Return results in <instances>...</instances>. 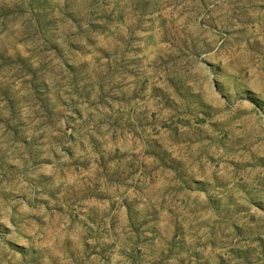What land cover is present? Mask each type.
<instances>
[{"label": "rangeland", "instance_id": "obj_1", "mask_svg": "<svg viewBox=\"0 0 264 264\" xmlns=\"http://www.w3.org/2000/svg\"><path fill=\"white\" fill-rule=\"evenodd\" d=\"M0 264H264V0H0Z\"/></svg>", "mask_w": 264, "mask_h": 264}]
</instances>
